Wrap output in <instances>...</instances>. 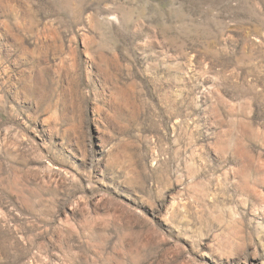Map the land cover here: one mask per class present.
Instances as JSON below:
<instances>
[{"label": "rangeland", "instance_id": "obj_1", "mask_svg": "<svg viewBox=\"0 0 264 264\" xmlns=\"http://www.w3.org/2000/svg\"><path fill=\"white\" fill-rule=\"evenodd\" d=\"M0 264H264V0H0Z\"/></svg>", "mask_w": 264, "mask_h": 264}]
</instances>
